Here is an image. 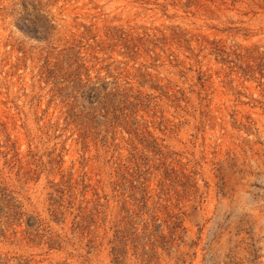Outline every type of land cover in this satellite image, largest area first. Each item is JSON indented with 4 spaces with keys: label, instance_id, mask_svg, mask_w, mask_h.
Returning <instances> with one entry per match:
<instances>
[{
    "label": "rangeland",
    "instance_id": "1",
    "mask_svg": "<svg viewBox=\"0 0 264 264\" xmlns=\"http://www.w3.org/2000/svg\"><path fill=\"white\" fill-rule=\"evenodd\" d=\"M0 264H264V0H0Z\"/></svg>",
    "mask_w": 264,
    "mask_h": 264
}]
</instances>
